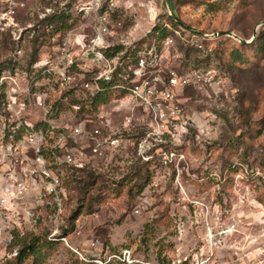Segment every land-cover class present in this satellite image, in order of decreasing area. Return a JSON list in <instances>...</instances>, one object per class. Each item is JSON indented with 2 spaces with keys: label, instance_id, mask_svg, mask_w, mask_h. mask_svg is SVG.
<instances>
[{
  "label": "rangeland",
  "instance_id": "1",
  "mask_svg": "<svg viewBox=\"0 0 264 264\" xmlns=\"http://www.w3.org/2000/svg\"><path fill=\"white\" fill-rule=\"evenodd\" d=\"M152 3L155 26L172 38L173 52L179 54L170 57L166 66L191 75L178 96L198 129L205 126L209 137L197 131L198 139L193 132L189 145L181 146L185 159L179 163V180L174 163H142L125 150L94 162L100 167L94 184H85L87 168L69 173L64 177L68 200L59 232L65 229L68 244L90 258L100 250L129 247L156 264H173L176 248L188 251L203 226L219 219L222 224H235L234 232L218 236L219 263L264 264V0ZM8 5L15 9L22 29L17 41L9 29L0 30V68L12 66L14 59L25 68L34 57L54 56L53 46L69 28L79 29L93 20L77 13L75 2L65 0H0V10ZM59 12H70L67 29L56 20L44 19ZM118 20L127 25L129 16L123 13ZM112 106L107 104L103 114L111 124L121 126L130 113L120 109L113 113ZM58 107L63 108L60 103ZM138 115H132L129 136L133 139L142 129ZM65 121L66 117H57V123ZM143 164L149 165L147 177ZM36 213V229L27 231L23 225V230L27 238L42 241L54 225L55 212L41 206ZM178 223L184 225L180 239ZM15 233L11 239L7 233L0 236V264H8L20 248ZM70 251L59 242L47 249L46 262L69 263L74 258Z\"/></svg>",
  "mask_w": 264,
  "mask_h": 264
},
{
  "label": "built area",
  "instance_id": "2",
  "mask_svg": "<svg viewBox=\"0 0 264 264\" xmlns=\"http://www.w3.org/2000/svg\"><path fill=\"white\" fill-rule=\"evenodd\" d=\"M65 1L75 2L77 13L93 20L69 28L53 46L54 56L25 68L14 59L0 72V236L7 233L9 239L13 231L23 236V225L27 231L36 229V209L41 206L55 212L47 238L57 239L67 208L64 177L71 170H100L96 160L125 150L142 163H174L179 180V163L185 159L181 146L189 145L193 132L198 139L197 131L209 137L178 96L191 75L166 66L179 54H174L169 35L160 37L159 30L154 31L157 12L152 0ZM123 13L129 16L127 25L118 20ZM5 29L19 39L22 28L9 5L0 10V30ZM102 92H111V99L94 107ZM107 104H113V113H130L121 126L105 118ZM133 113L139 114L136 120L142 126L134 139L129 136ZM58 116L66 117L65 123H57ZM183 227L177 224L179 239ZM234 231V223L219 219L212 226L205 224L188 251L176 248L172 263L220 264L215 254L218 236ZM59 239L86 262L156 264L129 247L100 250L90 258L69 245L66 236ZM90 246L96 248L95 242Z\"/></svg>",
  "mask_w": 264,
  "mask_h": 264
},
{
  "label": "trees",
  "instance_id": "3",
  "mask_svg": "<svg viewBox=\"0 0 264 264\" xmlns=\"http://www.w3.org/2000/svg\"><path fill=\"white\" fill-rule=\"evenodd\" d=\"M66 13V14H65ZM59 12V13H53L50 16H46L44 19L48 20V21H52V20H56L58 22H60V28L62 29H67L69 27V24H67V19L70 17V12ZM155 30H159V36L160 37H164L165 33L162 30V28L155 26L154 27V31ZM59 31V29L57 28L55 30V34H57ZM33 49V54L36 55L37 54V49H35V47H32ZM37 59L34 57L30 63H33L34 61H36ZM5 67V66H4ZM3 68H0V72ZM111 92H102L101 94L98 95V97L93 101V106L96 107L97 105H103L109 102V100L111 99ZM139 135V134H138ZM143 170H144V175L149 176V165L148 164H143ZM89 170V172H87L86 176V180H85V184L86 185H91L94 184L96 181L97 176H99V173L96 172V170L91 169V168H87ZM85 169H81V170H71L69 173H76L79 171H84ZM68 173V174H69ZM98 173V174H96ZM71 174V175H72ZM72 177H74L72 175ZM63 185L66 189V207H67V200H68V190H67V186L66 184L63 182ZM86 193V191H85ZM63 227V226H62ZM65 229H62V233H60V235H58L55 240H49L47 238V234L48 231L46 233V237L41 241L40 238L38 237H29L27 238V233L25 232L23 236L20 237L19 239V243L20 248L17 251L16 256L14 257L13 260L9 261L8 264H23L25 261H27L28 259L31 260L30 264H50L46 262V258H47V249H50L51 247H53L55 244L61 242L62 241L59 239L60 236H66L67 233L66 231L64 232ZM30 233V232H29ZM18 237V234L15 233V238ZM71 257L72 260L69 263H64V264H95L94 262L91 261H83L81 260L77 254H74L73 252H71Z\"/></svg>",
  "mask_w": 264,
  "mask_h": 264
},
{
  "label": "water",
  "instance_id": "4",
  "mask_svg": "<svg viewBox=\"0 0 264 264\" xmlns=\"http://www.w3.org/2000/svg\"><path fill=\"white\" fill-rule=\"evenodd\" d=\"M223 33V32H222ZM224 34H228V35H231V36H234L235 38H237V36L235 34H232L230 32H224ZM217 35V34H216Z\"/></svg>",
  "mask_w": 264,
  "mask_h": 264
}]
</instances>
